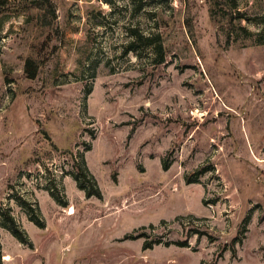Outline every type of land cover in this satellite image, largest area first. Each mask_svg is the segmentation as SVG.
<instances>
[{
	"label": "rangeland",
	"instance_id": "obj_1",
	"mask_svg": "<svg viewBox=\"0 0 264 264\" xmlns=\"http://www.w3.org/2000/svg\"><path fill=\"white\" fill-rule=\"evenodd\" d=\"M34 1L0 0V264H264V44L211 0H52L50 26ZM229 3L263 29L264 0Z\"/></svg>",
	"mask_w": 264,
	"mask_h": 264
},
{
	"label": "trees",
	"instance_id": "obj_2",
	"mask_svg": "<svg viewBox=\"0 0 264 264\" xmlns=\"http://www.w3.org/2000/svg\"><path fill=\"white\" fill-rule=\"evenodd\" d=\"M229 0H211V15L214 20L223 23V30L226 31L227 41L228 43H241V45H261L264 44V27L260 30L259 33L255 34L249 31L242 23H239L237 28H235L236 20H244L246 19V15L243 13H238L237 15H233V9L229 6ZM34 7L42 10V13L39 15L38 20L42 26H50L53 23V17L56 15V7L52 0H35ZM264 24V17L262 18ZM141 40L145 42L146 45L152 46L155 44L156 41L159 39H152V38H144L141 37ZM138 43L132 44L130 47L133 49L136 47ZM159 54L160 58L157 59V63L161 64L165 61V48L162 43L159 45H155ZM32 60L27 62V72L30 78H35L38 75V70L35 68H31L30 64ZM81 162L78 165V172L74 173V177L77 181L78 187L85 191V194L88 198L97 197L102 199L103 198V191L101 186L95 177V175L91 172L88 164L84 158V155H80ZM90 183V185H88ZM52 190V189H51ZM52 197L57 200L60 205L67 206L68 201L64 197H60L59 194L52 190ZM34 207H29V216L30 219L39 227H45V218L43 215L37 211L34 213ZM5 227H7L12 234L22 243L30 244L31 239H29L27 233L20 229L15 218H11V222L5 221ZM148 244V243H147ZM145 245V249L151 247V245ZM2 253H1V242H0V261H1Z\"/></svg>",
	"mask_w": 264,
	"mask_h": 264
},
{
	"label": "bare ground",
	"instance_id": "obj_3",
	"mask_svg": "<svg viewBox=\"0 0 264 264\" xmlns=\"http://www.w3.org/2000/svg\"><path fill=\"white\" fill-rule=\"evenodd\" d=\"M71 213H72V214L75 213L74 209L71 211ZM5 259L8 260V261H10V260H12V257H11V255H7V256L5 257Z\"/></svg>",
	"mask_w": 264,
	"mask_h": 264
}]
</instances>
